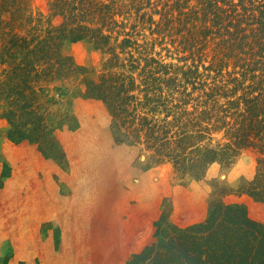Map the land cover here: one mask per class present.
Listing matches in <instances>:
<instances>
[{"label":"rangeland","instance_id":"374dc122","mask_svg":"<svg viewBox=\"0 0 264 264\" xmlns=\"http://www.w3.org/2000/svg\"><path fill=\"white\" fill-rule=\"evenodd\" d=\"M135 2L143 7L137 10ZM182 2L118 0L122 13L116 19L126 31L138 24L133 74L142 91L135 92L142 98L154 92L168 98L174 110L170 123L183 113V121L207 118L214 126L224 112L202 111L244 92L227 98L219 89L235 85L229 80L240 66L219 52L216 39L200 34L194 27L199 21H185L190 9ZM30 3L36 12L49 11L47 0ZM64 51L85 70L44 83L56 101L49 105L51 131L44 145L12 141L0 108V264H126L153 240L155 223L163 215L182 225L198 223L218 198L242 203L264 224V202L241 190L257 173V148H241L228 165L209 164L201 178L183 174L168 157L153 156L145 137L131 141L135 135L124 134V139L115 130L109 105L84 94L85 77L100 75L106 53L88 39L69 41ZM213 88L220 93L210 98ZM165 116L162 111L155 118L163 123ZM216 126L213 143L227 142L226 130ZM221 176L228 179H208Z\"/></svg>","mask_w":264,"mask_h":264},{"label":"trees","instance_id":"16d2710c","mask_svg":"<svg viewBox=\"0 0 264 264\" xmlns=\"http://www.w3.org/2000/svg\"><path fill=\"white\" fill-rule=\"evenodd\" d=\"M30 1L0 0V108L12 141L45 144L51 131L49 105L56 101L44 83L85 70L64 46L88 39L108 58L97 78L85 77L84 94L109 105L115 130L122 137L135 135L131 141L145 137L153 156L168 157L193 178H201L215 161L230 164L241 148H257V173L241 190L264 202V72L256 74L264 71L260 67L264 66V0H180L190 9L185 21H199L194 27L200 34L216 39L219 52L240 66L239 74L229 80L235 85L219 89L227 98L240 89L244 92L222 104L217 100L210 110L202 111L224 112L217 119L219 126L214 124L215 129L226 130L229 140L223 143H213L214 126L207 118L189 116L183 121L182 113L170 123L174 110L168 98L156 92L142 98L135 92L142 91L133 74L138 24L132 31L124 29L116 19L122 13L118 0H47L48 13L36 12ZM135 5L137 10L143 7ZM120 35L125 36L120 40ZM256 77H260L257 84L244 85ZM213 90L207 93L210 98L220 93ZM162 111L166 116L160 123L155 115ZM155 225L153 240L126 264H264V224L253 219L242 203L214 199L201 222L182 225L163 215Z\"/></svg>","mask_w":264,"mask_h":264},{"label":"clouds","instance_id":"9594fccd","mask_svg":"<svg viewBox=\"0 0 264 264\" xmlns=\"http://www.w3.org/2000/svg\"><path fill=\"white\" fill-rule=\"evenodd\" d=\"M209 180L211 179H217V183H221L223 180L225 179H228V177L226 176H221V177H208ZM233 179V182L236 181V180H239V175H237L236 177L232 178ZM245 179H251V177H245Z\"/></svg>","mask_w":264,"mask_h":264}]
</instances>
